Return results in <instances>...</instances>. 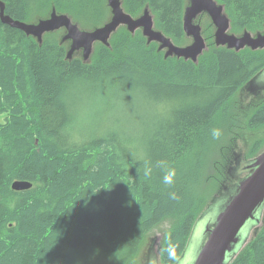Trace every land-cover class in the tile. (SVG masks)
I'll return each mask as SVG.
<instances>
[{
  "label": "trees",
  "instance_id": "1",
  "mask_svg": "<svg viewBox=\"0 0 264 264\" xmlns=\"http://www.w3.org/2000/svg\"><path fill=\"white\" fill-rule=\"evenodd\" d=\"M0 1L22 23L55 11L92 31L111 16L107 0ZM120 1L134 19L147 9L155 30L186 46V0ZM214 1L231 34L264 31V0ZM60 31L38 42L0 19V264H78L90 251L131 264L160 223L170 226L160 262L176 264L231 175L228 146L238 130L264 128V101L245 122L232 102L264 69V48H214L204 30L209 48L193 63L163 56L158 43L122 26L85 64L67 58ZM82 101L100 105L108 124L86 134L75 124ZM260 143H250L249 160ZM16 180L31 189L13 190ZM261 223L231 264H264V214Z\"/></svg>",
  "mask_w": 264,
  "mask_h": 264
},
{
  "label": "water",
  "instance_id": "2",
  "mask_svg": "<svg viewBox=\"0 0 264 264\" xmlns=\"http://www.w3.org/2000/svg\"><path fill=\"white\" fill-rule=\"evenodd\" d=\"M189 1V7L185 6L184 9L183 31L187 37L192 38V43L185 47L173 45L161 32L154 30L153 17L147 9L140 17L134 19L124 12L120 0H107L111 9L110 20L92 31L80 30L68 16L57 14L55 11L51 12L48 18L37 21L36 24L12 21L4 15L5 6L1 1L0 19L7 25L20 29L27 36L36 38L38 42L42 41L46 33L65 29L66 35L63 37V42L71 41L67 52L68 59H71L72 54L79 49L83 50V58L90 57L94 43L108 45L112 33L123 25L130 33L142 29V35L148 43L156 42L161 49L166 50L165 57H176L197 63L198 57L206 50V45L201 35V27L194 25L193 20L202 12L208 14L216 28L217 46H226L236 52L244 48H250L253 51L264 48V31L256 33L255 37L247 32L241 36L227 34L230 21L224 14L222 6L214 0ZM260 74L264 75V69L256 76ZM237 173H248V175L238 183L234 193L224 201L211 221H207L206 212H204L196 222L197 227L192 230L189 244L193 238L199 243L203 240L192 264H229L248 242L246 235L250 228L261 224L264 207V150L251 161L242 162ZM29 187L30 185L25 182H15L11 188L15 191H23Z\"/></svg>",
  "mask_w": 264,
  "mask_h": 264
},
{
  "label": "rangeland",
  "instance_id": "3",
  "mask_svg": "<svg viewBox=\"0 0 264 264\" xmlns=\"http://www.w3.org/2000/svg\"><path fill=\"white\" fill-rule=\"evenodd\" d=\"M189 5H190V1L186 0V6L189 7ZM36 23L37 22L27 23V24H36ZM193 24L201 27L202 36L204 35L203 33L204 30L206 31L205 33L211 35L212 47L214 48L222 47V46H217L215 43L216 28L211 22L210 17L208 16L207 13L202 12L198 14L196 18L193 20ZM138 31L141 32L142 29H138ZM156 31L160 32V30H156ZM60 32H61L60 35H62V37L66 35L65 29H61ZM227 34H231V33L228 31ZM186 42H187L186 46L190 45L192 43V38L187 37ZM64 43L68 51L71 46V41L65 40ZM205 43L208 49L209 47L207 41H205ZM223 48H226V46H224ZM82 56H83V50L79 49L72 54L71 59L77 57L80 60H82L85 64L90 62L91 56L86 59L83 58ZM262 98H264V75L260 74L259 76H256V78H253L250 82H248L242 89H240L233 96L232 102L234 103V108H235V112L237 113V118H239L240 121L245 122L246 112H248L249 109H252L251 107L256 106L253 104L254 102L262 100ZM117 100L118 98L114 101V105L116 106V109L118 111H121L125 107L123 105H120L117 102ZM82 104H83L82 109L80 110L79 117H77L75 124L81 127L86 132V134H90L91 130H93L94 127L99 123H101V126L103 127L106 124H108L107 121L111 117L109 115L106 116L102 114L100 105L89 103L86 101H82ZM3 120H4V115H0V122H3ZM237 133H238V139L235 138L233 142L234 149L231 146H228L230 153L229 154L230 161L234 158V160H232L230 164L228 163L231 172V175L227 182L228 184H226L227 186L222 187V189L218 193H216L218 189L215 190V192H213L214 194L216 193L215 195L212 193L214 195V198L210 199L207 208L204 210V212H206L205 217H207V221H211L217 215L224 201L234 193L238 183L248 175V173L236 174V171L239 169L242 162L249 160V158H247V151L250 143L256 139L260 140L261 143L257 155H259L264 150V128H261L260 130L254 132H250L251 141L249 140V138L247 140H243L244 136L246 135L245 130L239 129ZM263 214H264V207L262 210V215ZM259 225L260 224H257L250 228V230L247 232L246 235L247 241L250 240L251 235L253 234L254 230L257 227H259ZM169 227L170 226L168 223L167 224L160 223L153 230L148 232L146 235L147 237L141 242L138 251H135L134 253L135 257L132 260L131 264H161L160 255H159V246L161 245V242L163 241V238L165 237L167 231L169 233L168 230ZM196 227H197V223L194 229ZM201 243L203 244V240L201 241ZM201 243H199L198 241L195 240V238H193L190 244L188 243L189 245H187L186 250L184 251L182 257L180 258L177 264H192L193 260L195 259L199 251L200 248L199 246L201 245ZM79 256L81 257V260L78 262V264H115L116 262L115 259L101 254H91L86 256L85 258L82 255Z\"/></svg>",
  "mask_w": 264,
  "mask_h": 264
},
{
  "label": "bare ground",
  "instance_id": "4",
  "mask_svg": "<svg viewBox=\"0 0 264 264\" xmlns=\"http://www.w3.org/2000/svg\"><path fill=\"white\" fill-rule=\"evenodd\" d=\"M245 32H247V31H244L243 33H245ZM243 33H242V34H243ZM247 33H249V32H247ZM131 34L133 35V34H135V32H134V33H131ZM165 37H166L167 39H169V41H170L171 43H173V40H172L171 38H169V37L166 36V35H165ZM150 44H151V43L147 44V46H149ZM157 50H158V52H162V53H163V56H165V54H166V50L161 49V48H160V45H159V47L157 48ZM262 101H264V98H262ZM246 135L251 136V133L246 131ZM253 159H254V158H253ZM251 160H252V159H251ZM251 160H248V161H251ZM15 182H25V183H27V184L30 185V187H29L28 189H25V190H23V191L29 190V189H31V187H32V183H31V182H28V181H19V180L14 181V182L11 184V186H12ZM227 182H228V181H226V182L224 183V185H223L224 187L227 186V185H226V184H228ZM208 191H209V190H208ZM209 192H210L211 194L213 193V192H211V191H209ZM261 224H262V223H261ZM261 224H260V225H261ZM260 225H259V226H260ZM194 226H195V225H194ZM253 237H254V232H253V234L251 235L250 240H251ZM189 240H190V239H189ZM188 243H189V241H188ZM246 244H247V243H246ZM246 244L242 247V249L240 250V252L245 248ZM187 245H188V244H187ZM240 252H239V253H240ZM239 253H238V254H239ZM91 254H99V252H91V251H90L89 253H86V254H84V255H82V256L85 258L86 256L91 255ZM238 254H237V255H238ZM237 255H236V256H237ZM236 256H235V257L229 262V264L232 263V261L236 258ZM80 260H81V257H76V259H75L76 263H78ZM179 260H180V259H179ZM177 263H178V262H177ZM177 263H176V264H177Z\"/></svg>",
  "mask_w": 264,
  "mask_h": 264
}]
</instances>
